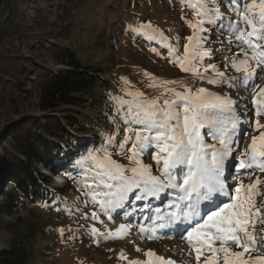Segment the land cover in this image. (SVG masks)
<instances>
[{
	"label": "snow or ice",
	"instance_id": "1",
	"mask_svg": "<svg viewBox=\"0 0 264 264\" xmlns=\"http://www.w3.org/2000/svg\"><path fill=\"white\" fill-rule=\"evenodd\" d=\"M182 3H187L197 19L187 21L193 34L186 38L182 54L161 34L170 62L208 84L243 88L252 99L238 111L237 100L227 93L204 87L193 90L187 85L182 86L183 91L165 87L161 96L152 99L142 92H126L130 99L113 97L125 125L124 135L119 143L109 135L105 146L82 157L80 170L86 178L83 186L88 189L84 194L109 219L130 199L145 201V208L150 207L149 200L167 199L165 209L155 210L154 226L140 227L141 234L148 233L153 239L166 234L164 230L175 232L187 241L189 255L195 253L197 264H264V229L258 233L254 227L257 222L264 224V202L257 207L255 200L262 181L257 177L247 185L243 181L228 183L234 174L251 178L255 172L264 173V85L256 82L264 81V0H229L236 16L227 18V23L218 0ZM205 24L228 34L229 51L235 45L238 52L225 56L224 66L240 75L230 76L214 63L204 64L206 58H213L212 49L204 47L209 40L206 33L211 31ZM149 26L144 23L132 30L139 34ZM177 83L163 81L162 85ZM249 132L253 133L250 143L242 152L237 151ZM109 147H115L128 164L113 159ZM146 153L157 174L152 164L143 162ZM92 219L99 220V214L94 211ZM90 231L93 236L118 239L129 234L130 225L121 224L115 232L101 233L95 226ZM144 256L146 259L129 260L128 264H175L152 250ZM120 258L127 260L123 251Z\"/></svg>",
	"mask_w": 264,
	"mask_h": 264
},
{
	"label": "rangeland",
	"instance_id": "2",
	"mask_svg": "<svg viewBox=\"0 0 264 264\" xmlns=\"http://www.w3.org/2000/svg\"><path fill=\"white\" fill-rule=\"evenodd\" d=\"M218 3L225 17L224 23L228 22L227 18L235 19L236 14L230 9L229 0H218ZM14 7L19 14H23L26 22H29L23 29L28 28V32L33 31L39 37H42V31L39 30L42 28L45 16H49L50 20L59 21L54 11L56 7L49 6L42 0H14ZM7 13L4 10V0H0V25L12 18ZM196 19L193 10L187 6V3H182V0H85L73 19L75 27L71 39L64 45L75 49L78 58L85 65L102 70L101 74L105 81H108V88L114 97L130 99L126 92H142L145 98L152 99L161 96L165 87L183 91L182 86L187 85L193 90L204 87L220 94L227 93L237 100V110L242 111L243 104L252 99L251 93L243 88L231 89L208 84L207 81L199 80L191 73L183 72L177 64L170 62L167 48L160 41L161 34L167 43L178 48L182 54L184 45L188 43L186 38L193 34V29L189 27L187 21ZM144 23L150 26L142 28L139 34L132 30ZM205 27L211 31L206 33L209 40L204 47L212 49L213 58H206L204 64L214 63L230 76L240 75L233 68L224 66L225 56H232L234 52H238L235 45L232 46L233 51H229L228 34L210 24H205ZM153 34L157 38L149 40L147 37ZM41 42L59 44L58 47L63 45L62 40H54L50 34L44 40L33 43V46H39ZM153 48L156 51H153ZM20 49V56L26 57L29 62H36L39 66L55 72L64 69V66L57 62V48H53L48 53L45 49L39 51L33 47H20ZM163 81L179 83L162 85ZM256 82L264 85V81ZM247 106L249 109L253 108L251 103ZM89 107L88 102L78 111L93 118L94 126L98 129L89 126L87 131L80 133V138L85 140L84 143L94 146L97 140L105 146L109 135L114 136L119 143L125 129H121V122L116 119V107H113L114 110L106 109L105 105L100 109ZM23 112L25 116H35L40 120H43L45 115L44 112L33 108ZM249 116L255 120L252 112ZM261 121L264 122V117ZM252 134L249 132L243 137V142L237 151L242 152L247 147ZM209 142L213 141L209 140ZM3 143L4 141H1L0 145L2 146ZM55 153L60 158L57 163L53 162L54 172L61 164H69L66 158L70 152L60 149ZM112 158L122 164H128L126 157L117 154V151L112 153ZM142 159L145 164H152L153 172L157 174L154 161L147 153ZM236 162L238 163V160ZM38 168L41 173L51 176L52 173L46 168L45 162L39 163ZM233 171L235 173L236 170ZM243 171L240 170L241 173ZM257 177L262 181L257 186L259 194L255 197L257 207H260L264 202V173L255 172L251 178L243 174H234L228 183L232 185L243 181L247 185L254 183ZM84 178L85 176H80L70 180V196L63 195L62 208L51 209L46 205L34 206L28 202L22 211L14 215L0 216V250L8 248L16 239L29 246L33 264H128L129 260L146 259L144 252L148 250L165 259H171L175 264H197L195 253L189 255L190 248L187 241L175 232L164 230L166 234L153 239L148 238V233L139 232L140 227L154 226L155 210L158 207L165 209L167 199L163 202L149 200L147 203L150 207L147 208L144 207L145 201L130 199L124 209H116L109 219L108 215L102 213L99 206L92 204L90 197L84 194L88 190L83 186ZM63 180L61 186L67 184V179L63 178ZM7 182L8 178L3 182L0 191L2 188L6 190ZM75 191L78 194L71 195ZM94 211L99 214V220L92 219ZM261 216L264 217V209L261 210ZM121 224L130 225V232L124 238L104 239L103 236H93L90 231L95 226L101 233H107L109 230L115 232ZM254 227L259 233L264 229V224L257 222ZM137 248L140 251H137ZM121 251L127 260L120 258ZM256 254L258 253H253Z\"/></svg>",
	"mask_w": 264,
	"mask_h": 264
},
{
	"label": "trees",
	"instance_id": "3",
	"mask_svg": "<svg viewBox=\"0 0 264 264\" xmlns=\"http://www.w3.org/2000/svg\"><path fill=\"white\" fill-rule=\"evenodd\" d=\"M42 1L56 7L54 11L59 21L45 16L39 30L42 37H39L33 31L28 32V28L23 29L29 22L18 13L14 0H4V10L12 18L0 25V142L4 141L0 145V188L8 178L6 190L0 191V216L16 214L28 202L34 206L62 208L63 195L70 196V180L85 176L79 164L82 157L103 147L97 140L92 146L80 138L79 134L87 131L89 126L98 128L94 126L93 118L78 110L88 102L90 109H100L104 105L106 109L116 107L102 70L85 65L75 49L64 45L71 39L75 27L73 19L85 0ZM49 34L54 40H62L63 45L58 47L59 44L41 42V45L33 46ZM20 47L45 49L47 53L57 48V62L64 69L55 72L29 62L20 56ZM30 108L44 112V119L25 116L23 111ZM116 119L121 122V129H125L118 114ZM60 149L70 152L66 158L69 164H61L54 172L53 162L57 163L60 158L55 152ZM108 150L111 153L117 151L115 147ZM43 162L48 171L67 179V184L59 186L51 176L41 173L38 165ZM76 194L75 191L71 195ZM32 259L29 246L16 239L8 248L0 250V264H33Z\"/></svg>",
	"mask_w": 264,
	"mask_h": 264
},
{
	"label": "bare ground",
	"instance_id": "4",
	"mask_svg": "<svg viewBox=\"0 0 264 264\" xmlns=\"http://www.w3.org/2000/svg\"><path fill=\"white\" fill-rule=\"evenodd\" d=\"M54 181L57 185H60L62 183V178L60 176H56Z\"/></svg>",
	"mask_w": 264,
	"mask_h": 264
}]
</instances>
